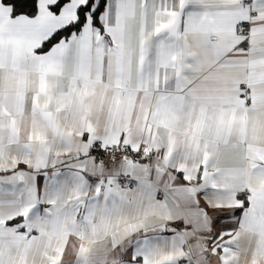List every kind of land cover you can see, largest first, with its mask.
I'll use <instances>...</instances> for the list:
<instances>
[{
    "label": "snow or ice",
    "instance_id": "snow-or-ice-1",
    "mask_svg": "<svg viewBox=\"0 0 264 264\" xmlns=\"http://www.w3.org/2000/svg\"><path fill=\"white\" fill-rule=\"evenodd\" d=\"M0 264H264V0H0Z\"/></svg>",
    "mask_w": 264,
    "mask_h": 264
}]
</instances>
